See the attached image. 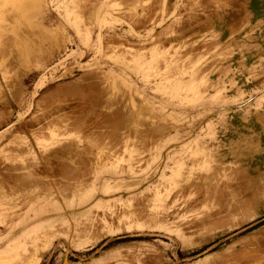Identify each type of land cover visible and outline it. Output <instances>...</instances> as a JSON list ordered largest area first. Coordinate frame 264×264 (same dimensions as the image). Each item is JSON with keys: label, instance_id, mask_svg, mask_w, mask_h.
<instances>
[{"label": "rangeland", "instance_id": "obj_1", "mask_svg": "<svg viewBox=\"0 0 264 264\" xmlns=\"http://www.w3.org/2000/svg\"><path fill=\"white\" fill-rule=\"evenodd\" d=\"M0 264H264V0H0Z\"/></svg>", "mask_w": 264, "mask_h": 264}, {"label": "bare ground", "instance_id": "obj_2", "mask_svg": "<svg viewBox=\"0 0 264 264\" xmlns=\"http://www.w3.org/2000/svg\"><path fill=\"white\" fill-rule=\"evenodd\" d=\"M76 18H77V17H76ZM78 20H79V19H78ZM26 22H27V21H26ZM28 23H29V21H28ZM77 24H78V23H77ZM79 25H80V24H79ZM37 30H38V29H37ZM24 31H26V30H24ZM34 38H35V35H34ZM35 39H36V38H35ZM32 40H33V39H32ZM32 40H31V41H32ZM23 42H25V44H28V43H27L28 40L25 41V39H23ZM35 42H36V41H35ZM30 43H31V42H30ZM153 59H154V58H153ZM140 60H141V59H140ZM148 61H149V60H148ZM150 64H151V63H150ZM104 72H105V71H104ZM105 76H106V75H105ZM119 78H120V77H119ZM123 79H124V78H123ZM112 80H114V78H113ZM123 81H125V80H123ZM112 83H113V81H112ZM125 83H126V82H125ZM121 84H122V83H121ZM123 86H125V85H123ZM123 86H122V87H123ZM126 87H128V86H126ZM114 88H115V87H114ZM123 89H124V88H123ZM111 90H112V89H111ZM131 90H132V89H131ZM131 90H130V91H131ZM102 91H103V90H102ZM116 92H117V91H116ZM131 92H132V91H131ZM131 92H130V93H131ZM127 98H128V97H127ZM130 100H132V99H130ZM127 103H128V102H127ZM130 103H131V102H130ZM111 107H112V106H111ZM123 107H124V106H123ZM125 107H126V106H125ZM123 112H124V110H123ZM136 112H137V111H136ZM140 115H141V114H140ZM136 116H137V115H136ZM158 119H159V118H158ZM124 127H125V126H124ZM138 127H139V126H138ZM142 129H143V128H142ZM161 130H162V129H161ZM137 133H138V132H137ZM138 134H139V133H138ZM99 144H100V143H99ZM103 144H104V143H103ZM109 144H110V143H109ZM104 145H105V144H104ZM99 146H100V145H99ZM99 146H98V147H99ZM101 146H102V145H101ZM104 151H105V150H104ZM125 151H126V150H125ZM135 152H136V151H134L133 154H135ZM140 153H141V152H140ZM143 153H144V152H143ZM93 154H94V153H93ZM103 155H104V154H103ZM113 155H114V154H113ZM96 156H97V155H96ZM132 157H133V156H132ZM142 159H143V158H142ZM189 159H190V158H189ZM100 166H101V165H100ZM132 166H133V164H132ZM179 166H180V165H179ZM179 166H178V167H179ZM74 170H75V169H74ZM178 175H179V174H178ZM167 178H168V177H167ZM173 178H174V177H173ZM176 178H178V177H176ZM32 179H33V178H32ZM178 184H179V183H178ZM184 185H185V184H184ZM33 186H34V185H33ZM183 188H184V187H183Z\"/></svg>", "mask_w": 264, "mask_h": 264}]
</instances>
